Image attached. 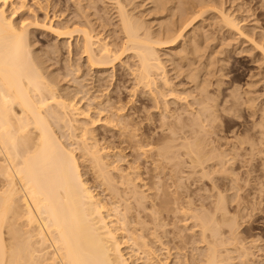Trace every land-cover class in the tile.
I'll list each match as a JSON object with an SVG mask.
<instances>
[{"label":"bare ground","instance_id":"6f19581e","mask_svg":"<svg viewBox=\"0 0 264 264\" xmlns=\"http://www.w3.org/2000/svg\"><path fill=\"white\" fill-rule=\"evenodd\" d=\"M76 1L78 2L79 0ZM94 1H92V4ZM104 1H102V3ZM107 1L112 3L114 8L117 10L116 13H118V17H116L115 15L114 16L116 18H119L118 23H120L119 25L122 31L120 35L123 34L122 37H119L118 35L116 39L114 38L115 36H113V38L115 39L114 41H109V39H107V34H105L107 35L106 38H102V36L99 37V34L95 33L96 29H98L97 26L94 25L96 27L95 29V27H93L90 22H87L86 20L84 21H86L87 23L78 22L76 19H74L76 21L73 20L74 22L71 21L72 19L70 21L63 22L60 14L59 17L57 16L58 14L53 15L54 17L52 16L49 21L44 20L43 22H39V20L33 22L31 20L30 22L25 19L24 16H26L25 14L27 13V10L31 9L29 5L34 4L30 3L33 2L32 0H0V264H140L139 262L137 263V261L139 260L140 262H142V264H161L162 262L160 261V257L163 259L164 257L161 256L162 254L160 255V252L163 250L165 244L163 246L162 243L161 246L163 247H161V249L158 247L159 249H157V245L156 247L154 246L155 241L153 242V240L157 239V242L160 240L162 241V234L166 233L164 231V228L166 227L164 226H166L165 220H167V218H163V211L161 213L157 207L158 203L156 201L158 198H154V200H156L154 202H156L157 204L149 201L150 199L148 192H150L151 194L154 186H159L155 184L152 188L153 183L156 181L155 174H153L155 176L154 182L150 186L148 184L150 181L147 183L146 177H144V179L142 178L143 173L141 174L140 167H143V165L141 166L140 164H138V161H140L141 158H144V160H146V158L153 157V155H156L158 157L157 159V157L155 156L157 159L156 162L155 158H153L154 161L151 159L153 162H155V164H162L165 161H167L168 163V160L170 161V159H173L174 161V159H177L176 157L180 153L178 148L181 146L182 148L184 147V149L186 148V152L184 153V155H188L190 161L188 159L186 160L191 162L190 167L193 165L196 168V172L199 173L198 175L200 177V181L209 179L211 180V182H214L213 186H211L212 189L210 187H207L210 188L211 193L208 189V193H210L208 196H203L202 194V197L200 196L201 198L199 197V199H197H201V204H198L199 207L196 209V211H198L197 214H193V217H195L197 220V226L201 228L202 237L209 240L207 252L204 251L205 260L200 257L202 260L200 261L199 259V261H205V264H237L238 262L234 263L233 260L239 258V264H251V259L255 260L251 257V246L248 247V245L246 244L247 242H244V239L242 237H238L239 235L237 229L242 227L240 225L244 224V222H248V224L251 223V218L256 215L258 211H264V108L262 109L259 106L261 110L258 108V111L255 110L257 108V105H255L256 108L254 109L253 103L256 99L254 100L252 97H250V89L249 92H247L248 90L243 91L246 95V98L243 97L245 99L244 102H242L243 99L240 102L241 98L239 97L240 99L238 100V97L236 98V96L231 92L228 95L225 94V97V95H223L221 92V88L226 84H223L222 86L223 81L219 79L218 81L216 79V81H218L216 82L215 77L211 75V77H213L214 79H210V81L216 82L215 85L214 83L212 84L207 78L210 72L206 71L207 73L203 74L200 69L196 70L194 66H192V68L194 67V70H196L195 72L197 73L196 75L194 73L195 76H193V73L190 75L185 74V77L188 76L190 82H192V84H190L192 86L189 87L186 84V86L189 88L182 90V92L177 91L176 88H173L172 83H174V80L171 83V80L169 79V77H167V68L165 66L166 62L163 61L164 58L162 59L160 52L163 49L175 48L176 46H178L184 38L187 28L194 22H196L198 18L202 17L203 13L206 16V14L208 13V9L205 10V12L207 13L203 12L202 9L199 11V8L197 9L198 5L195 6L193 3H191L196 7L195 10L198 11L193 10V12L191 13L187 11L189 14H187L181 22L178 18L180 22L179 25L175 24L176 27L172 26L174 28L166 26L169 27V30L167 29L166 33H163L162 31L161 33H157L160 32L157 30L156 33H152V31L150 32L148 29L146 30V27L144 28V24L142 26L144 17L142 22L139 21L141 23L140 24L137 21L138 16L136 19L134 18L135 15L133 14V9L132 11H130L131 13L129 12V9L127 10L130 2L129 5L128 3H126V5H128L126 7V0ZM37 2L38 0L34 5L37 6ZM156 2L159 1L156 0ZM39 3L41 4L42 2H40L39 0ZM89 3L87 4V6H89ZM132 3L133 2H131V4ZM167 3L169 5V2ZM45 4L48 5L49 2L47 1ZM80 4L81 3L78 4V7L81 6ZM156 4L158 5V3ZM93 5L96 4L94 3ZM110 5L108 7H110ZM174 5L175 4L173 3V6ZM82 6L86 7V5ZM90 6L92 7V5ZM91 7H86V14H88V9H91ZM81 8L83 9V7H80V9ZM172 8L177 9L178 7L171 6V11ZM192 8L190 7V9ZM55 9L57 8H54V12ZM175 9L173 10V12L175 11ZM28 12H31L30 14H32L34 11L29 10ZM104 12L107 13V11ZM182 12L184 13L183 10ZM95 13L97 14V12ZM172 13L170 12L171 15ZM174 13H176V11ZM218 13L222 15V22H225V26L227 25V27L230 28V31L232 29L242 37L245 36L243 32L244 28H242V26L240 25L242 24L240 23L241 21H237L236 18L231 16L232 14L228 15L223 12ZM90 16H93V18L95 17L92 14ZM85 17L86 16H82L83 19ZM91 17H89L88 19H90ZM17 18H19V20H17ZM55 18H61V20L56 24ZM95 20H97V18ZM95 20H93V22ZM178 20L176 22H178ZM96 22H94V24ZM118 23H115V25ZM168 23H170V21ZM100 24L102 25V23ZM101 25L99 27H102ZM32 26H34V28L36 26L48 30L49 32L54 34V36L58 40H68L69 42H67L70 44V46H72V42L76 39V56H79L80 59H83V62L85 63L83 64L86 65L84 68V65H75L74 62L72 63L71 61V63L69 64V68L71 67L70 73H74V76L76 77L78 76L76 74L80 73L81 68L86 69L87 67L90 71H93L95 75L98 74L99 77H101V74L106 75L105 72L107 70L112 69L111 71H113L114 69H116V66L118 64H125L124 66H128L127 68L131 70L129 74H131L133 77V80H131V82L135 83L133 85V89L130 88V90L132 89L134 91L135 96V93L138 91H141L142 94L148 96L151 102H153V107H151L155 108L156 110H158L157 112L161 113L159 117V121L162 120L160 123L161 126H159V123L158 126L162 130H165V128L168 130V138L166 135L164 137V139L167 138L166 142L161 145V143H158L159 139H157V143L161 146L160 147L158 145L159 147H157L154 139V146L152 141H149L152 139V137L151 139H144L145 135L140 132H146V126L144 127V122L141 120L142 118L146 117L145 115L143 116V110L141 109H146L147 106L149 107V105H147V103L150 102L149 100H147L148 102H146V105L144 104L146 108H139L138 106L136 107L134 106L133 102H129L126 105L125 102L124 104H122L120 101L121 98L116 99L115 96L110 94L111 92L107 94V92L105 91L106 94H104L105 83H103L104 85L101 84V80L103 79L102 77H97L99 78V80H97V78L95 77L96 80H92L90 83L89 81L88 83L81 82L82 84H80V87L74 88V91H72L71 88V91H67L66 88L68 87L64 89L61 83L60 87V85L58 84L59 81L63 80V78H60L59 80L56 75H53L54 77H52V74L48 75V73H46V70L48 68L45 67L46 70H44V66H42V64H44L43 59L45 57L43 59L41 57V61L38 57L35 56L32 50V48L34 47H32L30 40V28ZM105 27L106 26H104L103 28ZM105 29L103 30L105 31ZM102 34L104 35V32ZM248 38L247 39L250 40V35ZM251 39L254 40V38ZM195 41H197V39ZM257 47H260L259 49L264 54V46ZM194 49L195 48L193 47V53ZM56 50L57 48L55 49V51ZM55 51L54 53H57ZM69 52L71 56L73 54V50H70ZM186 52L189 51L186 50ZM191 52L192 51H190V53ZM188 54L189 53L185 55ZM178 55L179 54H177L176 56ZM130 59L135 60L134 64H130L131 61H128ZM198 59H201V57ZM68 60L70 61V57ZM184 64L186 65V61ZM213 64L214 63L212 62V67ZM190 65H193V62ZM204 65H206V63H204ZM210 65L211 64H207L206 66H204V68L202 66L201 67L203 68V70H209ZM220 67L222 70L224 66ZM198 68L200 67L198 66ZM213 69L210 71L215 73L216 70L213 71ZM176 70L178 71L179 69ZM60 71L61 70H59V72ZM212 72L211 74H213ZM113 76H111V79L114 78ZM222 76L219 78H222ZM73 78L75 79V77ZM259 78L261 79V77ZM82 79L85 78L83 77ZM90 79H93V77ZM121 79H118V81H120L122 85L125 82L122 83ZM125 79L128 78L126 77ZM104 82H106L105 79ZM261 82H263V79ZM253 83L256 82L253 81ZM249 84L246 83V85ZM107 85H109V83ZM255 85L253 84L252 86ZM212 87L217 90V93H215V90H213ZM247 87L250 88V86ZM238 88L240 87L238 86ZM106 89L107 88H105V90ZM116 89H119V87H117ZM166 89H169L167 90L168 93ZM241 89L243 90V88ZM132 90L131 92H133ZM224 90H227V88ZM229 90H232V88ZM233 90H235L234 87ZM91 91L96 94H91ZM212 91H214V93H212ZM169 92L172 99L181 101L180 104H182L180 107H170V103H173L172 99H169L170 103L169 100H166L167 96L169 98ZM223 92L225 93V91ZM185 95L187 97L191 96L193 98V103H190V99L189 102H186L187 97ZM240 95H238L237 93V96ZM221 96L223 98H221ZM145 99H147V97ZM142 104H140V106H142ZM173 105L174 104H172V106ZM243 105H246L248 112L250 113V115L249 113H247L248 117L251 116L253 119L256 118L252 128L249 129V124L248 127L246 126L249 130L247 129V132L243 130V133L246 132L245 135H247L245 137L243 136V134L241 135V133H236V129H239V125L236 124V120L234 122V118L241 111ZM245 111L243 112L244 114L246 113ZM139 113H141L143 116L141 119L139 118ZM244 114V117H242L241 114L242 119H245L246 114ZM138 118L141 121L138 120ZM252 122L253 121H251V124ZM234 123L238 126V128L235 127ZM113 137L114 140H111L110 138ZM147 137L148 136L146 135V138ZM161 140H163V137ZM151 145H153L154 147ZM155 147H157V149ZM127 148H131L136 151V161L132 162L130 160L132 163L127 161L128 155L125 153V149ZM153 152L155 154H152ZM181 158H183V155ZM185 158L186 157H184L183 159ZM124 164L127 165L124 166ZM179 164H181V161ZM178 165L177 168L180 169ZM165 166L166 165L164 164V167ZM155 167L157 169L159 165L158 167ZM175 167L176 166H174V168ZM82 168H86V170L88 169L90 171L89 173L93 175L94 179L97 182V185L96 182L95 185L100 186V189L103 188L102 191H104L105 194L109 196L106 200L105 197L102 198L101 193L100 195L98 191L93 188V184V186L89 184L87 180L88 178L85 179L84 173L82 172L84 169ZM147 169L148 168L145 167V170ZM153 169L150 170L153 171ZM189 169L192 170V168ZM164 172L165 171H163L162 174ZM158 174L159 172L157 173V175ZM147 177L149 176L147 175ZM90 179L92 180V178ZM174 179H176V177ZM242 181H244L245 184ZM174 182L170 185H174ZM167 186L166 188H168ZM200 188L201 190H203V187ZM160 190H157V192ZM162 190L164 191V186ZM178 191L179 190L177 189V192ZM180 191H182V189H180ZM198 191H200V189L197 190V192ZM230 191H232V196L228 195V192ZM159 194L160 193H158V195ZM155 195H157V193ZM170 195L172 194H169V196ZM173 195H176V191ZM177 195L174 196V198L177 197ZM177 200L179 201V199ZM206 200H208V202H206ZM165 201H168V198ZM176 203L178 204V202ZM163 204L166 205V202H163ZM183 205H185L184 207L186 208V203ZM162 206L163 205H160L159 207ZM184 207L181 208L178 206L177 208L176 206V213L178 211L180 212L178 214L181 215L183 213L186 216V211L188 212L189 207L187 208L188 210L184 209ZM191 208L194 209L193 207H190V209ZM163 219L165 222H163ZM241 221L243 223H241ZM253 221L252 223H254ZM179 222L180 221H178V223ZM183 224H185V222ZM162 229L163 232L159 233V231ZM159 234L162 236L160 237ZM230 245L232 247H229ZM260 248L262 250V246ZM168 252L166 254H168ZM234 253L237 254L236 257L233 255ZM134 254L138 255L137 259H134ZM170 254H168V256ZM179 259L182 260V258ZM166 262L167 261L162 264H165ZM180 263L182 262L180 261ZM254 263L256 262H253V264ZM183 264H187V262H183Z\"/></svg>","mask_w":264,"mask_h":264},{"label":"rangeland","instance_id":"374dc122","mask_svg":"<svg viewBox=\"0 0 264 264\" xmlns=\"http://www.w3.org/2000/svg\"><path fill=\"white\" fill-rule=\"evenodd\" d=\"M31 1V0H30ZM33 2H30V3H34V4H36L35 2L37 1V0H35V2H34V0H32ZM49 2V4L47 5V4H45L46 2ZM57 1V2H56ZM70 0H40V2H42L41 4L39 3V0H38V2H37V6L36 5H34V4H31V5H29L30 7H31V9H29V10H33L34 12L32 13V14H34V15H32V14H30L31 12H28L29 10H27V13L25 14L26 16H24V18L25 19H27L28 21H30L31 22V20L34 22H36V21H39V22H43L44 20L45 21H49L51 18H52V16L53 15H57L58 17L61 15V17H62V19H63V22H65V21H70L71 19V21L72 22H74V21H78V22H83V23H87V22H90V24L93 26V27H95L94 25H96L97 26V28L98 29H96V27H95V29H96V34H99V37H101L102 36V38H106L107 37V35H108V37H107V39H109V41L111 40V41H114L117 37H118V35H119V37H122L123 36V34L122 35H120L121 33H122V31H121V28H120V23H118L119 22V18H116V17H118V13H116L117 12V10L114 8V6H113V4L112 3H110V2H108L107 0H90V1H88V0H84V1H82V0H79L78 2L79 3H81L80 5V7H83V9L81 8L80 9V7H78V2L75 0H71L70 2H69ZM74 1V2H73ZM92 1H94L93 2V4L95 3L96 5H93L92 4ZM102 1H104L103 3H102ZM107 1V2H106ZM123 1H125V0H123ZM148 1V2H147ZM157 1H159V2H156V0H154V2H153V0H126V2H125V5H126V3H128V5H129V2H130V5H129V7H127L128 5H126V7H127V10L129 9V12L130 11H132V9H133V14L135 15H133L134 16V18L136 19L137 18V16H138V18H137V21L139 22H142V20H143V17H144V20H143V23H142V26H143V24H144V28L146 27V30L148 29L150 32L152 31V33H156L157 31H160V32H157V33H161V31L163 32V33H166L167 32V29L169 30V27L170 28H174V27H176L175 26V24L176 25H179L180 24V22L184 19V17L187 15V14H189V13H191V12H193V10H195V6H197L198 5V7H197V9L200 11L201 9H202V11L203 12H205V10H207V12H205V13H207L206 14V16H205V14L203 13L202 15V17H200V18H198V20L196 21V22H194L191 26H189L188 28H187V31L185 32V36H184V38L182 39V41L180 42V44L178 45V46H176L175 48H166V49H163V50H161V52H160V54H161V57H162V59H163V61L164 62H166L165 64V66H166V71H167V77H169V79L171 80L170 82L172 83V81L174 82V83H172L173 85V88H176L177 89V91H180V92H182V90H184V89H188L189 87H191L192 85H190V84H192V82H190V79L188 78V76L187 77H185V74L186 75H190V74H192L193 73V76H195L197 73L195 72L197 69L199 70L200 69V71L203 73V74H206L207 72H210L209 73V75L207 76V78H208V80L210 81V79L211 80H213L214 78L213 77H211V75H213L214 77H215V81H216V79L218 80H222L221 82H222V86H223V84L225 85V86H223L222 88H221V92H222V94L223 95H225V94H230V92L231 93H233L235 96H236V98L239 100L240 98V102H241V100H242V102H244L245 101V99L244 98H246V95L244 94V92L243 91H247V92H249V89H250V97H252L255 101H257V102H255L254 101V103H253V105H254V109L256 108V106L255 105H257V108L255 109V110H258L259 111V109L261 110V108L263 109L264 108V99H263V95H264V74H262V73H264V54L261 52V50L257 47V46H264V0H189V1H187V0H170V1H167V0H157ZM162 1H163V3H162ZM172 1V2H171ZM174 1V2H173ZM176 1V2H175ZM183 3H182V2ZM192 1V2H191ZM195 3H194V2ZM197 1V2H196ZM206 1V2H205ZM212 1V2H211ZM75 2H77V3H75ZM82 2H84V3H82ZM85 2H86V4H85ZM91 4H90V3ZM98 2V3H97ZM131 2H133L132 4H131ZM167 2H169V5H168V3ZM180 2V3H179ZM188 2H190V3H188ZM200 2V3H199ZM215 3V5H214V3ZM64 3V4H63ZM89 3V6H87V4ZM108 3H110V4H108ZM156 3H158V5L156 4ZM162 4V5H160V4ZM166 3H167V5H166ZM173 3L175 4L174 6H173ZM177 3V4H176ZM191 3H193V4H191ZM206 3V4H205ZM211 3V4H210ZM217 3V4H216ZM223 5H222V4ZM74 4V5H73ZM77 4V5H76ZM141 4V5H140ZM144 6H143V5ZM155 4V5H154ZM165 6H164V5ZM172 4V5H171ZM181 4V5H180ZM184 4V5H183ZM200 4V5H199ZM202 4H203V6H202ZM220 4V5H219ZM263 4V5H262ZM42 5V6H41ZM43 5H44V7H43ZM70 5V6H69ZM82 5H86V7H88V8H90L91 6L90 5H92V7H91V9H88V14H86V11H87V8L86 7H84V6H82ZM110 5V7H108ZM135 5V6H134ZM157 5V6H156ZM183 5V6H182ZM186 5V6H185ZM192 5V6H191ZM204 5H205V7H204ZM217 5H219V6H217ZM239 5V6H238ZM41 6V7H40ZM52 6V7H51ZM54 6V7H53ZM58 6V7H57ZM107 6V7H106ZM134 6V7H133ZM159 6V7H158ZM171 6L172 7H178L177 9H175V8H172V11H171ZM181 6V7H180ZM187 6H188V9L189 10H192V11H189L188 9H187ZM194 6V7H193ZM201 8H200V7ZM216 6V7H215ZM225 6V7H224ZM242 6V7H241ZM59 7H60V9H59ZM97 9H96V8ZM100 7V8H99ZM101 7H102V9H101ZM112 7V8H111ZM153 7V8H152ZM163 7V8H162ZM167 7V8H166ZM184 7V8H183ZM190 7L192 8V9H190ZM214 9H213V8ZM220 7H222V8H220ZM54 8H57V9H55V12H54ZM85 8V9H84ZM106 8V9H105ZM110 8V9H109ZM156 8V9H155ZM162 10H161V9ZM179 8H180V10H179ZM183 8V9H182ZM186 8V9H185ZM218 10H220V11H218ZM59 9V10H58ZM93 9V10H92ZM108 9H109V11H108ZM146 9V10H145ZM154 11H153V10ZM159 9H160V11H159ZM175 9V11H176V13H174L173 12V10ZM210 9H211V11H210ZM228 9V10H227ZM232 9V10H231ZM83 10H85V11H83ZM103 10V11H102ZM113 10H116V11H113ZM167 10H168V12H167ZM182 10L184 11V13L182 12ZM198 10H195V11H198ZM215 12H214V11ZM223 10V11H222ZM226 10V11H225ZM230 10V11H229ZM57 11H59V12H57ZM78 11V12H77ZM92 11V12H91ZM102 11V12H101ZM104 11H107V13L106 12H104ZM149 11V12H148ZM157 11V12H156ZM166 11V12H165ZM189 13H188V12ZM235 11V12H234ZM47 12V13H46ZM64 12V13H63ZM83 12H84V14H83ZM95 12H97V14L95 13ZM152 12V13H151ZM156 14H155V13ZM164 12H165V14H164ZM170 12L172 13V15L170 14ZM210 12V13H209ZM218 12H223V13H225V14H228V15H230V14H232L231 16L232 17H234V18H236V20L238 21H241L240 23H242V24H240L241 26H242V28H244L243 29V32H244V34H245V36L244 37H242L240 34H238V33H236L235 31H233L232 29H231V31H230V28L229 27H227V25L225 26V22L223 21L222 22V15L220 14V13H218ZM230 12V13H229ZM67 15H66V14ZM70 13V14H69ZM131 13V12H130ZM142 13V14H141ZM149 15H148V14ZM154 13V14H153ZM164 15H163V14ZM178 13V14H177ZM45 14H47V15H45ZM60 14V15H59ZM64 14H65V16H64ZM72 14V15H71ZM75 14H76V16H75ZM94 15L95 17L93 18V16L91 17L90 15ZM146 14V15H145ZM159 14V15H158ZM180 14H181V16H180ZM183 14V15H182ZM88 15V16H87ZM99 15V16H98ZM112 15H113V17H112ZM116 17H115V16ZM155 15H156V18H155ZM29 16V17H28ZM79 16V17H78ZM82 16H86L84 19L82 18ZM174 17L175 18V20H174V18H172V17ZM183 16V17H182ZM47 17V18H46ZM54 17V16H53ZM89 17H91L90 19H88ZM99 17V18H98ZM147 17H149V18H147ZM219 17V18H218ZM35 18H36V20H35ZM81 18V19H80ZM97 18V20H95ZM171 18V19H170ZM177 18V19H176ZM178 18L180 19V22H179V20H178ZM182 18V19H181ZM216 18H217V20H216ZM34 19V20H33ZM56 20H55V22H56V24L58 23V21H60L61 20V18H55ZM74 19H76V20H74ZM82 19H83V21H82ZM115 19V20H114ZM139 19V20H138ZM167 19V20H166ZM202 19V20H201ZM240 19H242V20H240ZM247 19V20H246ZM17 20H19V18H17ZM74 20V21H73ZM84 20H86V21H84ZM93 20H95L94 22H96L95 24H94V22H93ZM101 20V21H100ZM166 20V21H165ZM178 20V22H176ZM204 20V21H203ZM212 20H213V22H212ZM100 21V22H99ZM109 21V22H108ZM170 21V23H168V22ZM172 21H174V22H172ZM217 23H216V22ZM244 21H246V22H244ZM92 22V23H91ZM139 22V23H140ZM150 22H151V24H150ZM160 22V23H159ZM256 22V23H255ZM98 23H99V25H98ZM100 23H102V25L100 24ZM108 23V24H107ZM112 25H111V24ZM115 23H118V24H116L115 25ZM145 23H146V25H145ZM168 23V24H167ZM174 23V24H173ZM221 23V24H220ZM141 24V23H140ZM162 24V25H161ZM167 24V25H166ZM171 24V25H170ZM246 24V25H245ZM102 26V27H99V26ZM112 27H114V28H112ZM149 27H148V26ZM151 25V26H150ZM154 25H155V27H154ZM248 25V26H247ZM104 26H106L105 28H103ZM166 26H169V27H166ZM172 26H174V27H172ZM222 26H224V27H222ZM109 27V28H108ZM116 27V28H115ZM196 27V28H195ZM214 27V28H213ZM247 27V28H246ZM40 28V29H39ZM100 28V29H99ZM105 29V31L103 30V29ZM118 28V29H117ZM150 28H152V29H150ZM159 28V29H158ZM163 30H162V29ZM165 28V29H164ZM195 28V29H194ZM217 28V29H216ZM224 28V29H223ZM252 28V29H251ZM42 29V30H41ZM110 29H111V31H110ZM116 29V30H115ZM213 29V30H212ZM254 29H256V30H254ZM113 30V31H112ZM118 30V31H117ZM157 30V31H156ZM192 30V31H191ZM226 30V31H225ZM117 33H116V32ZM119 31H121V32H119ZM155 31V32H154ZM165 31V32H164ZM195 31V32H194ZM206 31V32H205ZM208 31V32H207ZM214 31V32H213ZM222 31V32H221ZM234 33H233V32ZM100 32H104V35L102 34V33H100ZM113 32V33H112ZM191 32H192V34H191ZM197 32V33H196ZM203 34H202V33ZM30 33H31V35H30V40H31V44H32V47L34 48H32V50H33V52H34V54H35V56L36 57H38L41 61H42V59L44 60L43 62H44V64H42V66H44L43 68H44V70H46V68H48L45 72L46 73H48V75L50 74H52V77H54L55 75H56V77H58V79L60 80V78H63V82L62 81H59L58 79V81H59V84L58 85H60V83L63 85L62 87L65 89L66 87H68V88H66L67 89V91H74L75 89L74 88H79L80 87V84H82V83H88V81H89V83L92 81V80H96V78L97 77H99V75L97 74V75H95L94 73H93V71H90L87 67H86V69H84L85 68V66L86 65H84L85 63L83 62L84 60L83 59H80V57L79 56H76V39L72 42V46H70V44L68 43L69 41L68 40H66V39H63V40H58V39H56V37L54 36V34H52L51 32H49L48 30H46V29H44V28H42V27H36L35 26V28H34V26H32L31 28H30ZM109 33V34H108ZM218 33V34H217ZM227 33V34H226ZM229 33V34H228ZM257 33V34H256ZM263 33V34H262ZM105 34H107V35H105ZM253 34V35H252ZM259 34V35H258ZM261 34V35H260ZM112 35V36H111ZM210 35V36H209ZM224 35H226V36H224ZM229 35V36H228ZM234 35V36H233ZM247 35V36H246ZM249 35H250V40H248L249 38ZM33 36V37H32ZM113 36H115L114 38H113ZM187 36V37H186ZM189 36H193V37H189ZM201 38H200V37ZM206 36V37H205ZM213 36V37H212ZM215 36V37H214ZM112 37V38H111ZM34 38V39H33ZM192 38V39H191ZM194 38V39H193ZM221 38V39H220ZM239 38H241V39H239ZM248 38V39H247ZM251 38H254V40L253 39H251ZM187 39V40H186ZM197 39V41H195ZM201 39V40H200ZM208 39H209V41H208ZM236 39V40H235ZM192 40H194V41H192ZM204 40V41H203ZM212 40V41H211ZM224 40V41H223ZM231 40V41H230ZM53 41V42H52ZM68 41V42H67ZM217 41V42H216ZM248 41V42H247ZM252 41H254V42H252ZM58 42V43H57ZM191 42H192V46H191ZM194 42V43H193ZM197 42V43H196ZM213 42V43H212ZM66 43V44H65ZM187 43V44H186ZM225 43H227V44H225ZM230 43V44H229ZM232 43H234V44H232ZM255 43H257V44H255ZM262 43V44H261ZM63 45V47H62V45ZM194 44H196V45H194ZM47 45V46H46ZM202 45V46H201ZM222 47H221V46ZM257 45V46H256ZM51 46H53V47H51ZM69 46H70V48H69ZM190 46V47H189ZM40 47V48H39ZM61 47V48H60ZM193 47L195 48L194 49V53H193ZM219 47V48H218ZM224 47V48H223ZM240 47V48H239ZM57 48V50L55 51V49ZM60 48V49H59ZM68 48V49H67ZM199 48H200V50H199ZM204 48H205V50H204ZM236 48V49H235ZM264 48V47H263ZM48 49H49V51H48ZM73 50V54L70 56V50ZM183 49V50H182ZM190 49V50H189ZM232 49H234V50H232ZM247 49H248V51H247ZM67 50V51H66ZM186 50L187 51H189V52H186ZM218 50V51H217ZM252 50V51H251ZM255 50V51H254ZM50 51H51V53H50ZM54 51L55 52H57V53H54ZM171 51V52H170ZM183 51V52H182ZM190 51H192L191 53H190ZM198 51H199V53H198ZM179 52V53H178ZM181 52H182V54H181ZM197 52V53H196ZM231 52V53H230ZM249 52V53H248ZM46 53V54H45ZM169 53V54H168ZM179 54L178 56H176L177 54ZM187 53H189L188 55H185V54H187ZM196 53V54H195ZM201 53H202V55H201ZM211 53H212V55H211ZM216 53V54H215ZM222 53V54H221ZM229 53V54H228ZM48 54V55H47ZM53 54V55H52ZM59 54V55H58ZM64 54V55H63ZM164 54V55H163ZM192 56H191V55ZM200 54V55H199ZM206 54V55H205ZM226 54V55H225ZM55 55V56H54ZM182 55V56H181ZM196 55V56H195ZM48 56V57H47ZM60 56V57H59ZM70 57V61L68 60L69 59V57ZM187 56H188V58H187ZM189 56H190V61H189ZM211 56V57H210ZM214 56V57H213ZM220 58H219V57ZM41 57H42V59H41ZM57 57V58H56ZM168 57V58H167ZM171 57V58H170ZM174 57H176V58H174ZM179 57H180V60H179ZM184 57V58H183ZM192 57V58H191ZM201 57V59H198V58H200ZM203 57H204V59H203ZM207 57V58H206ZM61 58H63V59H61ZM74 60H72V59ZM78 58V59H77ZM169 58H170V60H169ZM183 58V59H182ZM186 58V59H185ZM215 58V59H214ZM227 58V59H226ZM252 58V59H251ZM46 59V60H45ZM59 59V60H58ZM81 61H80V60ZM188 59V60H187ZM191 59H193V60H191ZM197 59V60H196ZM210 59V60H209ZM229 59V60H228ZM51 60V61H50ZM69 62H68V61ZM125 60H127V59H125ZM199 60V61H198ZM201 60V61H200ZM209 62H208V61ZM223 60V61H222ZM57 61V62H56ZM71 61H72V63L74 62V64L75 65H77V64H81V65H84L83 67L84 68H81V71H80V73H82V74H76V75H78L77 77L76 76H74V73H70V69H71V67L69 68V64L71 63ZM128 61H131V63L130 64H134V61L135 60H132V59H130V60H128ZM174 61V62H173ZM176 61H178V62H176ZM185 61H186V65L184 64L185 63ZM203 61V62H202ZM210 61H212L214 64H213V67H212V62H210ZM46 62V63H45ZM51 62V63H50ZM77 62V63H76ZM193 62V65H190L191 63ZM216 62V63H215ZM252 62V63H251ZM261 62V63H260ZM52 63H55V64H52ZM68 63V64H67ZM84 63V64H83ZM183 63V64H182ZM188 63V64H187ZM201 63V64H200ZM204 63H206V65L207 64H211L210 66H209V70H203V68H204V66H206V65H204ZM221 63V64H220ZM175 64V65H174ZM198 64V65H197ZM227 64V65H226ZM252 64V65H251ZM49 65V66H48ZM67 65H68V67H67ZM122 64H118L117 66H116V69H114L113 71H111L112 69H109V70H107L106 72H105V74L106 75H102L101 74V77L103 78L102 80H101V84H103V83H105V88H107L106 90H105V88H104V94H106L105 93V91L107 92V94L108 93H110L111 95H113V96H115V98L117 99H119V98H121L120 99V101H121V103L122 104H124V102H125V105L127 104V103H129V102H133V104H134V106H138L139 108H142V107H145L146 108V102H148L147 100H149L150 102L149 103H147V105H149V107L147 106V108L146 109H141V110H143L142 111V114H143V116L145 115V117L146 118H142L143 116H142V114L141 113H139V118L144 122V127L146 128V132H143V131H140V132H142L143 133V135H145L144 136V139H151V137H152V139L151 140H149V141H152V143H153V145H154V142H156L155 144H156V146L157 147H159L160 145L158 144V143H161V145L163 144V143H165L166 142V140H167V138H168V136L167 135H169V132H168V130L165 128V130L163 129H160V127L159 126H161V121L162 120H160L159 121V117H160V115H161V113L160 112H157L158 110H156L155 108H152L153 106V102H151V100H150V98L148 97V96H146L145 94H142L141 93V91H138V92H136L135 94H136V96L134 95V91L132 90L133 89V85L135 84L134 82H131V80H133V77H132V75L131 74H129V72H131V70L129 69V68H127L128 66H124L125 64H123L122 66H121ZM178 65H180L181 67H182V69H181V67L180 66H178ZM184 65V66H183ZM204 65V66H203ZM214 65H216V66H214ZM53 66V67H52ZM188 66V67H187ZM192 66H194L195 68H196V70H194V67L192 68ZM198 66L200 67V68H198ZM203 68H202V67ZM219 66V67H218ZM220 66H224L223 68H222V70H221V67ZM46 67V68H45ZM175 67V68H174ZM236 67V68H235ZM242 67V68H241ZM74 68V67H73ZM169 68V69H168ZM189 70H188V69ZM214 68V69H213ZM216 68V69H215ZM218 68V69H217ZM225 68V69H224ZM252 68V69H251ZM263 68V69H262ZM53 69V70H52ZM67 69V70H66ZM75 69V68H74ZM74 69H72V70H74ZM134 69V68H133ZM172 69V70H171ZM176 69H179L178 71L176 70ZM185 69V70H184ZM194 71H193V70ZM202 69V70H201ZM213 69V71H215V73L214 72H212V71H210V70H212ZM235 69V70H234ZM257 69V70H256ZM50 70V71H49ZM59 70H61L60 72H59ZM84 70H85V73H84ZM86 70H87V72H86ZM129 70V71H128ZM176 70V71H175ZM191 70V71H190ZM217 70H220V71H217ZM223 70H225V71H223ZM49 71V72H48ZM89 71V72H88ZM111 71V72H110ZM115 71V72H114ZM128 73H127V72ZM180 71H183V72H180ZM207 71V72H206ZM221 71H223L225 74H226V76H225V74L223 73V72H221ZM249 71H250V74H249ZM55 74H54V73ZM68 72H69V74H70V77H69V74H68ZM73 72V71H72ZM120 72H121V74H120ZM123 72V73H122ZM172 72V73H171ZM205 72V73H204ZM211 72L213 73V74H211ZM221 72V73H220ZM235 72V73H234ZM261 72V73H260ZM65 73V74H64ZM87 73V74H86ZM109 73V74H108ZM114 73V74H113ZM116 73H118V74H116ZM182 73V74H181ZM194 73H195V75H194ZM202 73H201V75H202ZM223 73V74H222ZM256 73V74H255ZM67 74V75H66ZM92 74V75H91ZM112 74V75H111ZM127 74H128V76H127ZM171 74H173V75H171ZM175 74V75H174ZM218 74V75H217ZM220 74H222V75H224V76H222V75H220ZM241 74V75H240ZM252 74V75H251ZM259 74V75H258ZM54 75V76H53ZM60 75V76H59ZM73 75V76H72ZM82 75V76H81ZM95 75V76H94ZM113 75H116V76H113ZM130 75V76H129ZM220 75V76H219ZM255 75V76H254ZM65 76V77H64ZM86 76V77H85ZM88 76V77H87ZM108 76H109V78H108ZM111 76H113L114 78L113 79H111L112 77ZM121 76V77H120ZM178 76H180V77H178ZM184 76V77H183ZM217 76H218V78H217ZM222 76V78H224V79H222V78H219V77H221ZM228 76H229V78H228ZM257 76H258V78H257ZM67 77H68V79H67ZM73 77H75V79L73 78ZM84 77L85 79H82V78ZM93 77V79H90V78H92ZM96 77V78H95ZM101 77H99V78H101ZM105 77V78H104ZM116 77V78H115ZM120 77V78H119ZM128 78V79H125V78ZM174 77V78H173ZM209 77H211V78H209ZM248 77V78H247ZM253 77V78H252ZM255 77V78H254ZM259 77H261V79L259 78ZM71 78H72V80H71ZM78 78H79V82H78ZM89 78V79H88ZM99 78H97V80H99ZM121 79V81H122V83L123 82H125V83H127V84H122L121 85V82L120 81H118V79ZM131 78V79H130ZM178 78V79H177ZM65 79V80H64ZM77 79V80H76ZM88 79V80H87ZM104 79H105V81L106 82H104ZM108 79V80H107ZM180 79V80H179ZM185 79H186V81H185ZM255 79V80H254ZM257 79V80H256ZM262 79H263V82H261L262 81ZM70 80V81H69ZM110 80V81H109ZM115 80H117V81H115ZM124 80H127V81H124ZM130 80V81H129ZM218 80V81H219ZM249 80V81H248ZM65 81V82H64ZM72 81V82H71ZM83 81H85V82H83ZM103 81V82H102ZM107 81H108V83H109V85H107L108 83H107ZM112 81V82H111ZM129 81V82H128ZM181 81V82H180ZM210 81L212 84L214 83V85H215V83L216 82H218V81ZM240 81V82H239ZM250 81H251V83H250ZM253 81L254 82H258V83H260V84H256V83H253ZM82 82V83H81ZM176 82V83H175ZM184 82V83H183ZM186 82V83H185ZM65 83V84H64ZM74 83V84H73ZM107 83V84H106ZM119 83V84H118ZM129 83V84H128ZM131 83H132V85H131ZM183 83V84H182ZM189 83V84H188ZM228 83V84H227ZM243 83V84H242ZM245 83V84H244ZM246 83L247 84H249V85H246ZM70 84H71V86H70ZM79 84V85H78ZM182 84V85H181ZM185 84V85H184ZM186 84H187V86H189V87H187L186 86ZM230 84V85H229ZM241 84V85H240ZM255 85V86H252V85ZM74 85V86H73ZM76 85V86H75ZM78 85V86H77ZM112 85V86H111ZM115 87H114V86ZM118 85V86H117ZM229 85V86H228ZM240 87V88H238V86ZM111 86V87H110ZM127 86V87H126ZM247 86H250V88L249 87H247ZM60 87H61V85H60ZM113 87V88H112ZM117 87H119V89H116ZM123 87V88H122ZM124 87H125V89H124ZM215 87V86H214ZM214 87H212L213 88V90H215V88ZM233 87L235 88V90H233ZM238 88V91H237V88ZM252 87V88H251ZM70 88H71V90H70ZM73 88V89H72ZM116 90H115V89ZM121 88V89H120ZM130 88H132L131 90L133 91V92H131V90H130ZM180 90H179V89ZM227 88V90H224V89H226ZM232 88V90H229V89H231ZM241 88H243V90L241 89ZM248 88V89H247ZM130 90V91H128V90ZM239 89H240V91H239ZM245 89V90H244ZM254 89V90H253ZM263 89V90H262ZM112 90V91H111ZM114 90V91H113ZM118 90H120V91H118ZM165 90V89H164ZM167 90H169V89H166V91ZM228 90H229V93H228ZM223 91H225V93L223 92ZM255 94H253L252 92ZM112 92H113V94H112ZM165 92V91H164ZM92 93H94V92H92L91 91V94ZM138 93H139V95H138ZM141 93V94H140ZM167 93H168V91H167ZM212 93H214V91H212ZM215 93H217V90H215ZM236 93V94H235ZM237 93H238V95H240V94H242V95H240V96H237ZM96 93H94V95H95ZM97 94H99V93H97ZM100 94H102V93H100ZM114 94H116V95H114ZM119 94V95H118ZM129 94V95H128ZM131 94V95H130ZM120 95H121V97H120ZM139 97H138V96ZM140 95H142V96H140ZM170 92H169V98H168V96H167V98H166V100H171L172 99V97H170ZM245 95V96H244ZM119 96V97H118ZM133 96H134V98H133ZM186 96V95H185ZM185 96H183V97H185ZM254 96V97H253ZM259 96H260V98H259ZM263 96V97H262ZM147 97V99H145ZM187 97V96H186ZM189 97V96H188ZM187 97V100H186V102H189V99H190V103H193L192 101H193V98L190 96L189 98ZM225 97H226V95H225ZM240 97V98H239ZM244 97V98H243ZM221 98H223L222 96H221ZM123 99V100H122ZM133 99V100H132ZM136 99V100H135ZM138 99V100H137ZM144 101H143V100ZM261 99V100H260ZM130 100V101H129ZM170 100H169V103H170ZM141 101H142V103H141ZM172 101H173V103H170L171 105H170V107H174V108H178V107H180L181 106V104H180V100H178V101H176L175 99H172ZM171 101V102H172ZM136 102V103H135ZM140 102V103H139ZM175 102V103H174ZM185 102V101H184ZM185 102V103H186ZM177 103H179V104H177ZM140 104H142V106H140ZM145 104V105H144ZM151 104V105H150ZM172 104H174V105H176V106H172ZM129 105V104H128ZM144 105V106H143ZM152 106V107H151ZM261 108H260V107ZM151 108H152V110H151ZM259 108V109H258ZM148 109V110H147ZM245 110H247V111H245ZM152 111V112H151ZM246 112L245 114L247 115H245L243 112ZM148 112V113H147ZM241 112V113H240ZM238 114H237V116L234 118V122H235V120H236V124L237 125H239V129H236V133H241V135L243 134V136L245 137V136H247V135H245L246 134V132L250 129V128H252V126H253V124H254V121L256 120V118L255 119H253L251 116H249L248 117V114L247 113H249L248 112V109H247V107H246V105H243V107H242V109H241V111H240ZM148 115H150V116H148ZM263 113H264V111H263ZM241 114H242V117H244L243 116V114L245 115V119L243 118H241ZM159 115V116H158ZM249 115H250V113H249ZM239 116H240V119H239ZM252 119H251V118ZM257 117V116H256ZM263 117H264V114H263ZM138 118V120H140ZM148 118V119H147ZM248 118H250V119H248ZM146 119V120H145ZM151 119V120H150ZM162 119V118H161ZM239 119V120H238ZM264 119V118H263ZM140 120V121H141ZM243 120V121H242ZM250 120V121H249ZM147 121H149V122H147ZM168 121H169V119H168ZM251 121H253L252 122V124H251ZM250 122V123H249ZM147 125H146V124ZM157 123V124H156ZM158 123H159V126H158ZM245 123V124H244ZM151 124V125H150ZM235 124V123H234ZM235 124V127H237L238 128V126ZM249 124H250V127H249V129L247 128L248 126H249ZM148 125H149V127H148ZM153 126V127H152ZM247 126V127H246ZM157 129H156V128ZM155 128V129H154ZM148 129V130H147ZM248 129V130H247ZM157 130V131H156ZM160 130V131H159ZM246 131L245 133H243L244 131ZM149 133H148V132ZM153 131H154V133H153ZM159 131V132H158ZM162 131V132H161ZM163 131H164V133H163ZM241 131V132H240ZM146 133V134H145ZM150 135H148V134ZM163 134V135H162ZM110 135H112V134H110ZM146 135L148 136L147 138H146ZM152 135V136H151ZM165 135L167 136V138L166 139H164V137H165ZM162 137H163V140H161L162 139ZM161 138V139H160ZM111 140H114V137L113 138H110ZM155 139V141L153 142V140ZM157 139H159L158 141V143H157ZM153 145H151V146H153ZM159 145V146H158ZM155 146V145H154ZM153 146V147H154ZM126 147V146H125ZM157 147H155L156 149H157ZM161 147V146H160ZM128 149H131V148H127V149H125V153L128 155V157H127V161H129V162H133V161H136L135 159L137 158L136 157V151L134 150V149H131V150H128ZM156 149H155V152H156ZM182 149V150H181ZM178 150H179V155H180V157H179V155H177V159H174V161H173V159H170V161L168 160V163H167V161H165L164 163H162V164H158V163H156L155 164V162H156V160L158 159V157H157V159H156V157L153 155V157H148V158H146V160H144V158H141L140 159V161H138L139 163L138 164H140L141 166L143 165V167L145 166L146 168H148L147 170H145V167L143 168V167H140L141 169H140V171H141V174L143 173V179H144V177H146V181H147V183L151 186L152 185V183L154 182V179H155V176H156V181L153 183V185H152V188H153V186L156 184V185H159L158 187H155L154 186V190L152 189V192H151V194H150V192H148V195H149V201H151L152 203L154 202V201H156V200H154V198L156 199V198H158L157 199V203L156 202H154V203H156L158 206V209L160 210V212L162 213V211H163V213H162V215H163V218H167V220H165L164 221V219H163V222H165L164 224L166 225V226H164V227H166V228H164V231L166 232L165 234H162V235H160V237L162 236V241L160 240V241H158L157 242V239H155V240H153V242L155 241V243H154V246L156 247V245H157V249H161V247H163L164 246V244H165V246L163 247V250L160 252V255L162 256V257H164V259L163 258H161L160 257V261L162 262V263H164L165 261H167L165 264H183V262L184 263H186L187 262V264H197V261H198V264H205V261L203 262H200L202 259L201 258H203L204 259V254H205V252H207V246L209 245V240H207L206 238H203L202 237V235H201V228L200 227H198L197 226V220H196V218L195 217H193L194 215L193 214H197V212L198 211H196V209L199 207V205L201 204L200 202V200H197V199H199V197L201 196L202 197V194H203V196H208L210 193H211V190H210V188H211V186H213V184H214V182L212 183L211 182V180H209V179H206L205 181H200V177H199V173H197L196 172V168L194 167V169H193V167L191 166L190 167V163L191 162H189L190 161V159H189V157H188V155H184V153L186 152V148L184 149V147L182 148V146L181 147H179L178 148ZM183 150H185V151H183ZM188 150V149H187ZM182 151V152H181ZM135 152V153H134ZM129 153H130V156H129ZM132 154H133V156H132ZM152 154H155L154 152L152 153ZM182 155H183V158L184 157H186L185 159H183V158H181L182 157ZM179 157V158H178ZM130 158H132V159H130ZM153 158H155V162H153L154 160H153ZM134 159V160H133ZM153 161H152V160ZM186 159H188V160H186ZM131 160V161H130ZM187 162H186V161ZM177 161V162H176ZM179 161V162H178ZM180 161H181V164H179L180 163ZM184 161V162H183ZM131 162V163H132ZM146 162V163H145ZM152 162V163H151ZM186 162V163H185ZM189 162V163H188ZM142 163V164H141ZM145 163V164H144ZM154 163V164H153ZM182 163H183V165H182ZM127 164H128V162H127ZM127 164H124V166H126ZM152 164V165H151ZM164 164L166 165L165 167H164ZM170 164V165H169ZM176 164V165H175ZM179 164V165H178ZM187 164V165H186ZM189 164V165H188ZM151 165V166H150ZM158 165H159V167H158ZM161 165H162V167H161ZM171 165H174V166H176L175 168H174V166H171ZM177 165H178V167H180V169L179 168H177ZM155 166H157L158 168L156 169V167ZM153 167H154V169H153ZM184 167V168H183ZM166 168V169H165ZM167 168H170V169H167ZM182 168V169H181ZM186 168V169H185ZM189 168H192V170L191 169H189ZM82 169H84L82 172L84 173V177H85V179H87L88 180V182H89V184L90 185H92L93 186V188L94 189H96V191H98V193L102 196V198H104L105 197V200L109 197V196H107L106 194H105V192L104 191H102L103 190V188H101L100 189V186H96L97 185V182H96V180L94 179V177H93V175L91 174V173H89L90 171L88 170H86V168H82ZM153 169V171H151V170ZM161 171H159V170ZM164 169V170H163ZM174 171H173V170ZM179 169V170H178ZM185 169V170H184ZM145 170V171H144ZM178 170V171H177ZM144 171V172H143ZM149 171V172H148ZM151 171V172H150ZM156 171H158L159 172V174L158 175H161V176H163V177H161V176H158L157 175V173L158 172H156ZM163 171H165L163 174H162V172ZM146 172V173H145ZM181 172V173H180ZM183 172V173H182ZM186 172V173H185ZM193 172V173H192ZM196 172V173H195ZM171 173V174H170ZM173 173V174H172ZM185 173V174H184ZM88 174V175H87ZM145 174V175H144ZM153 174H155V176L153 175ZM178 176H177V175ZM182 174V175H181ZM183 174H184V176H183ZM192 176H191V175ZM147 175L150 177H147ZM152 175V176H151ZM154 176V177H153ZM165 176V177H164ZM183 176V177H182ZM191 176V177H190ZM176 177V179H174ZM187 177H188V179H187ZM196 177V178H195ZM90 178H92V180L90 179ZM153 178V179H152ZM162 178V179H161ZM163 178H164V180H163ZM179 178H181V179H179ZM158 179V180H157ZM162 181H161V180ZM172 179V180H171ZM183 179V180H182ZM198 179V180H197ZM90 180V181H89ZM144 180V181H145ZM174 180H175V182H174ZM181 181V183H180V181ZM178 181V182H177ZM197 181V182H196ZM199 181V182H198ZM208 181V182H207ZM95 182H96V185H95ZM173 182L175 183L174 185H170V184H173ZM176 182H177V184H176ZM204 182V183H203ZM221 182H224V181H221ZM243 183H244V181H242ZM146 183V182H145ZM167 183H168V186H167ZM180 183V184H179ZM242 183V184H243ZM162 186H161V185ZM164 184V185H163ZM205 184V185H204ZM209 184V185H208ZM245 184V183H244ZM177 185V186H176ZM184 185V186H183ZM201 185V186H200ZM205 187H204V186ZM163 186H164V191L162 190V188H163ZM166 186L169 188H166ZM169 186H171V187H169ZM178 186H179V188H178ZM181 186V187H180ZM198 186V187H197ZM203 187L202 189L203 190H201V188L200 187ZM96 187V188H95ZM98 187V188H97ZM161 187V188H160ZM183 187V188H182ZM207 187H210V188H207ZM205 188V189H204ZM160 190V191H158L157 192V190ZM166 189V190H165ZM177 189L180 191V189H182V191H178L177 192ZM200 189V191H198L197 192V190H199ZM208 189H209V192L210 193H208ZM212 189V188H211ZM156 190V191H155ZM207 192H206V191ZM164 192L165 193V191H166V193L164 194V193H162V192ZM168 191H169V193H168ZM175 191H176V195H177V193H178V195H177V197H175L174 198V196H176V195H173V194H175ZM203 191H204V193H203ZM104 192V193H103ZM200 192V193H199ZM153 193H157V195H158V193H160L158 196L157 195H155V194H153ZM182 195H181V194ZM196 193V194H195ZM168 194V195H167ZM169 194H172L173 195V197H172V195H170L169 196ZM197 194H198V196H197ZM207 194V195H206ZM103 195H105V196H103ZM154 195V196H153ZM167 196V197H165V196ZM196 197H195V196ZM228 195L230 196H232L233 194H232V191H230V192H228ZM107 196V197H106ZM161 196V197H160ZM164 196V197H163ZM169 196V197H168ZM160 197V198H159ZM184 197V198H183ZM200 197V198H201ZM165 198V199H164ZM167 198H168V201H165V200H167ZM152 199V200H151ZM162 199V200H161ZM177 199H179V201H181V202H179ZM184 199V200H183ZM160 200V201H159ZM174 200V201H173ZM175 200H176V202H178V204L175 202ZM195 200V201H194ZM160 203H159V202ZM189 201V202H188ZM162 202V203H161ZM163 202L165 203L166 202V205H164L163 204ZM206 202H208V200H206ZM168 203V204H167ZM186 203V205L189 207V210L187 209L188 207L186 206V208L184 207L185 205H183V204H185ZM163 205L162 207H159L160 205ZM176 204V205H175ZM194 204V205H193ZM199 204V205H198ZM168 205V206H167ZM191 205V206H190ZM193 205V206H192ZM170 206V207H169ZM177 206V208H178V206L179 207H181V208H183L184 207V209H187L188 210V212L186 211V216L182 213L181 215L180 214H178V213H180V212H178L177 211V213H176V210H177V208H175ZM183 206V207H182ZM195 206V207H194ZM167 207V208H166ZM190 207H193L194 209H190ZM163 208V209H162ZM165 208V209H164ZM175 208V209H174ZM162 209V210H161ZM173 209H174V211H173ZM263 209H264V206H263ZM195 212H194V211ZM261 213V214H260ZM169 214V215H168ZM176 214V215H175ZM255 214H256V212H255ZM175 215V216H174ZM164 216H167V217H164ZM255 216V217H254ZM252 218H251V220H250V222L251 223H249L248 224V222H244V224H241L240 226H242V227H240V228H238L239 229V231H238V229H237V232H238V237H242L243 239H244V242H247L246 244L248 245V247H250V252H251V257L252 258H254L255 260H253V259H251V257H250V259L252 260L250 263L251 264H253V262H256V263H254V264H264V211H258L257 212V214L256 215H254ZM181 217V218H180ZM182 217H183V219H182ZM185 217V218H184ZM180 221L179 223H178V221ZM186 219V220H185ZM256 219V220H255ZM181 220H183V221H181ZM239 220V219H238ZM246 220H247V218H246ZM253 220H255V221H253ZM176 221V222H175ZM252 221L254 222V223H252ZM185 222V224H183ZM186 222H187V224H186ZM172 223H174V224H172ZM241 223H243L242 221H241ZM247 225H246V224ZM168 224V225H167ZM174 225V226H173ZM187 226V227H185V226ZM180 226V227H179ZM183 226V227H182ZM197 226V227H196ZM186 230H185V229ZM179 229V230H178ZM185 231H184V230ZM194 229V230H193ZM167 230H169V231H167ZM191 230H193V231H191ZM180 231V232H179ZM161 232H163V229L162 230H160L159 231V233H161ZM170 232V233H169ZM178 233V234H177ZM208 233H210V232H208ZM168 234V235H167ZM242 234V235H241ZM166 235V236H165ZM165 236V237H164ZM173 238H172V237ZM169 239H168V238ZM177 237V238H176ZM184 237V238H183ZM246 239V240H245ZM256 239H257V241H256ZM165 240V241H164ZM255 240V241H254ZM183 241V242H182ZM166 242V243H165ZM162 243H163V246H161L162 245ZM166 244H167V246H166ZM171 244V245H170ZM259 244V245H258ZM172 246V247H171ZM253 246H255V247H253ZM262 246V250H261V247ZM159 247V248H158ZM165 247H167V248H165ZM229 247H232L231 245L229 246ZM165 248V249H164ZM251 248H252V250H251ZM169 250V252H168V250ZM170 249H171V251H170ZM260 249V250H259ZM167 250V251H166ZM205 251V252H204ZM253 251V252H252ZM168 252V254H170L169 256H168V254H166ZM165 255H166V257H165ZM202 255V256H201ZM235 257H236V253H234L233 254ZM179 256V257H178ZM197 256H199V257H197ZM254 256V257H253ZM262 256V257H261ZM167 257H168V259H167ZM195 257H197V258H195ZM201 257V258H200ZM138 258V255H136V254H134V259H137ZM177 258V259H176ZM179 258H182V260L181 259H179ZM194 258V259H193ZM263 258V259H262ZM199 259H200V261H199ZM177 260H178V262H177ZM194 260V261H193ZM205 260V259H204ZM239 258H236V259H234L233 260V262L235 263H237V264H239ZM176 261V262H175ZM180 261L182 262V263H180ZM258 261V262H257ZM140 263V264H142V262H140V260L139 261H137V263ZM161 263V264H162Z\"/></svg>","mask_w":264,"mask_h":264}]
</instances>
